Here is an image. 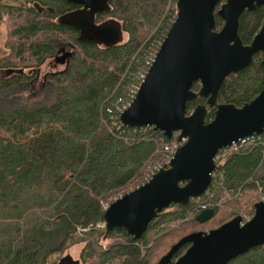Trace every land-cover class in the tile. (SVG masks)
Segmentation results:
<instances>
[{"label":"trees","instance_id":"obj_1","mask_svg":"<svg viewBox=\"0 0 264 264\" xmlns=\"http://www.w3.org/2000/svg\"><path fill=\"white\" fill-rule=\"evenodd\" d=\"M19 2L0 0V24L7 25L9 47L0 58V92L27 78L25 69L39 65L54 51L47 41L50 37L74 44V56L67 68L50 77L51 103L10 110L0 104V264H58L67 248L80 243L79 264H151L164 238L182 231L169 229V224L181 220L178 227H186L196 222L195 217L183 220L193 202L171 204L149 223L140 239L113 228L106 239L116 241L107 247L100 243L104 228L96 225L103 223L105 204L118 192L142 184L148 164L157 159L158 141H167L154 128L143 133L114 122V103L126 95L149 50L165 37L175 19L173 0H108L105 14L127 34L125 42L108 47L77 39L74 28L55 19L68 1ZM215 20L218 30L223 21L217 15ZM262 22L261 7L240 15L238 34L244 44ZM263 56L262 51L255 53L250 66L224 79L218 102L240 106L259 93L264 84ZM204 102L203 98L187 102L186 113ZM212 117L210 108L207 120ZM220 172L218 187L208 199L213 204L223 188L238 191L239 196L244 189L255 191L257 183L264 190V140L229 154ZM239 200L232 202L234 210L223 213L217 225L238 214ZM212 208L214 214L220 209ZM227 264H264V245Z\"/></svg>","mask_w":264,"mask_h":264},{"label":"water","instance_id":"obj_2","mask_svg":"<svg viewBox=\"0 0 264 264\" xmlns=\"http://www.w3.org/2000/svg\"><path fill=\"white\" fill-rule=\"evenodd\" d=\"M67 1L87 10L86 17L77 21V26L83 27L78 39L103 46L121 41L120 23L113 19L95 22V13L107 10L108 0ZM257 7L262 8V25L244 44L238 34L239 17ZM175 10V19L144 81L119 120L125 127L153 126L167 140H171L174 131H180L179 144L168 164L148 181L109 203L103 213V239L115 227L125 229L133 240L140 239L164 209L171 204L188 206L209 188L211 174L217 169L214 155L219 148L264 132V84L253 99L240 106L217 99L224 79L250 66L255 53L264 52V0H175ZM216 15L223 21L218 30ZM59 22L75 24L67 16ZM59 51L55 59L59 63L73 54L60 55ZM260 65L264 67V56ZM194 84H198L197 90L193 89ZM198 98L205 102L187 114V102ZM210 108L213 117L207 120ZM251 208L253 215L244 223L241 215H236L208 231L183 235L154 264H227L264 245V199L254 202ZM213 215V208H205L195 220L203 223ZM182 247L184 251L173 261ZM58 264L79 261L66 254Z\"/></svg>","mask_w":264,"mask_h":264},{"label":"rangeland","instance_id":"obj_3","mask_svg":"<svg viewBox=\"0 0 264 264\" xmlns=\"http://www.w3.org/2000/svg\"><path fill=\"white\" fill-rule=\"evenodd\" d=\"M5 1H7L9 3H15V4L20 3L19 0H5ZM172 4H173V7L175 9V0H173ZM32 5H34L33 2H32ZM7 33H8L7 25H6V23L3 22L0 24V58L6 56V54L9 53V51H8L9 47L6 44ZM57 38L60 40H63L62 38H59V37H57ZM126 40H127V34L125 32H123V42H125ZM47 68H48L47 62L45 61V62L40 63L39 65H34L33 67H27L25 69V73H27L28 71L30 72L31 70L35 71L36 69H39L41 72H45V71H48ZM62 68H63V65H57V66H55V68H51L50 70L55 71V70H61ZM1 74H2V72H0V75ZM33 74H35V73H33ZM53 89H54V86L52 85L51 87L46 89V91H44V93L37 95V93L39 91V87L37 84L27 85L25 87H18V86L7 87L0 92V104L3 107V110H10V109H12V107H19V106L40 107L44 104H49L53 101V99H54ZM261 139L264 140V137H261ZM160 144L161 143L159 140L157 145L160 146ZM158 157H159V155L157 156V159H158ZM152 163L153 162H151L148 165H151ZM144 171H143V173H144ZM256 176L259 177V174H256ZM135 183H137V182H135ZM134 185L127 186L126 188H124L120 192L125 193V192L133 189ZM245 190L246 189H244V193H242V196L237 195L235 192H232L229 194H224V193L222 194L221 193L220 197H219V200L221 201V203L219 206H217L220 209L218 210V212L216 214H214V216L211 219H209L203 223H199L196 221L195 223H191L190 225L189 224L186 225V227L185 226L184 227H178V226L182 225V224H180V222H181V220H180V221H175L174 223L169 224V229H172L173 227H175L176 230H178V231L182 230V231L177 235H176V232H173L172 234H174V235H167L164 238V243L160 248H158L156 250V252H155L156 256L153 258L151 264H154V262L158 261V259L168 251L170 246L172 244H174L177 239L180 238L179 235L183 236L189 232L198 231V230L208 231L209 229H212V228L219 226V225H217V222L219 220H221L222 214L223 213H229V211L234 210L233 209L234 206H232L233 201L240 199L238 202V205L236 206V208L239 209L237 215L250 211V210H248V207L250 205H252V203L256 199H258L260 190L256 189L255 191H248V192H245ZM262 191L264 194L263 189H262ZM168 209H166V210H168ZM191 210H192V208L189 209L187 212V218H188L187 221H190L192 218L195 217V216H191ZM98 227H103V224H102V226L100 225ZM115 241H116L115 239H103V240L101 239L100 243L102 244L103 247H107L108 245L112 244V242H115ZM82 247H83V244H81V243L74 245L72 247H69L64 251L63 255L69 254L73 260H76L78 258L80 259V253H81L80 251H81ZM57 257L58 256H52V259L55 260V258L57 259ZM82 263L83 262L81 261V264Z\"/></svg>","mask_w":264,"mask_h":264},{"label":"built area","instance_id":"obj_4","mask_svg":"<svg viewBox=\"0 0 264 264\" xmlns=\"http://www.w3.org/2000/svg\"><path fill=\"white\" fill-rule=\"evenodd\" d=\"M162 39H160V41H158L157 43H155L153 45V47L151 48V50H149L146 59H145V64H143V66H141L135 73V78L134 81L130 82L129 87H128V91L126 93V95L120 96L115 100V121L114 122H120L119 120V116L122 113V111L124 109H126L131 102L133 101V99L135 98L139 87L141 85V83L144 81L145 76L147 74V71L149 69V67L151 66L152 62L155 59L157 50L159 48V46L162 43ZM122 125V124H121ZM149 127H138V129H140V131H142L143 133L147 132ZM178 133L175 134L174 138L172 141L170 142H164L162 143V139L160 140V146L157 147L156 152L159 155L158 159L153 162L149 168L147 169V171L145 172V174L143 175V182L147 181L151 175L158 170L162 165L167 164L172 156H173V152L176 148V146L178 145V142L176 140V136ZM261 140V135H256V134H252L249 136H245L242 138H238L236 141L231 142L229 145L220 148L217 153L214 156V161L215 163L218 165V170L212 173V181L211 184L209 186V188L205 191V193L203 194L202 197L200 198H196L193 201V205H192V210H191V216H195L197 213H199L202 209L204 208H212L213 206H219L221 201L218 200L215 204H213V202H211L208 199H211L213 197V191H216L217 189V181L218 179L222 176V174H220V169L219 167L222 166L224 159L231 153L233 152H237L240 148H242L245 145L248 144H253V143H257ZM257 189L260 190L259 193V197L256 200H262L264 199V194L262 191V187L259 183H257ZM233 191H229L226 188L222 189V194H229L232 193ZM237 195H238V191H234ZM123 193L118 192L114 197L113 200L116 199L117 197L122 196ZM108 204H105V207H107ZM242 216V223L250 220L251 216H252V212L248 211V212H244L241 213ZM186 220L188 219L187 217L185 218ZM184 219V220H185ZM102 224H97L96 226H100Z\"/></svg>","mask_w":264,"mask_h":264},{"label":"flooded vegetation","instance_id":"obj_5","mask_svg":"<svg viewBox=\"0 0 264 264\" xmlns=\"http://www.w3.org/2000/svg\"><path fill=\"white\" fill-rule=\"evenodd\" d=\"M106 11H108V10H103L101 12L95 13L94 17H95V22L97 24H99L105 20H107V21L111 20L110 19L111 17H109L107 14H105ZM86 13H87V10H85L82 5L75 4L72 2H68V5L66 6L65 10L56 14L55 19L57 21H61V20L65 19V16L69 17V19H73L75 24H68V25H70V27L74 28V31L77 34L76 37L78 39L81 32H83V27H81V26L78 27L77 25H79V24L77 21L80 22L81 19L83 20L86 17L85 16ZM86 19L88 20L89 18H86ZM80 25H82V24H80ZM123 32L121 33V41L118 42L117 44L123 43ZM47 41L52 45V47L54 48V51L51 54H49L47 57H43L40 63L46 61L48 71L41 72L39 70L40 68L36 69L35 71H32V70L30 72L28 71L27 72V78H23L16 83L10 84L9 87H11V86L25 87L27 85L37 84L39 87V91H38L37 95H40V94L44 93V91H46V89H48L49 87L52 86L50 77L54 76L56 73H59L60 71L64 70L65 68H67L69 66L74 54L71 57L70 56L66 57L64 60L65 61L64 63H59V62H56V60H55V59H57L56 52L60 50L59 51L60 55H62L64 53L69 54V52L74 51V44L67 42L65 40H60L57 37H50L47 39ZM100 46L108 47V46H103V45H100ZM57 65H63V68L61 70H55V71L50 70L51 68H55V66H57ZM0 72H3V71L0 69ZM33 73H35V74H33ZM184 249H185V247H184ZM179 255L180 254H177V255L175 254L173 261Z\"/></svg>","mask_w":264,"mask_h":264},{"label":"bare ground","instance_id":"obj_6","mask_svg":"<svg viewBox=\"0 0 264 264\" xmlns=\"http://www.w3.org/2000/svg\"><path fill=\"white\" fill-rule=\"evenodd\" d=\"M71 52L73 53L74 51H71ZM73 54H74V53H73ZM73 54H72V55H73ZM72 55H71V56H72ZM71 56H70V57H71Z\"/></svg>","mask_w":264,"mask_h":264}]
</instances>
